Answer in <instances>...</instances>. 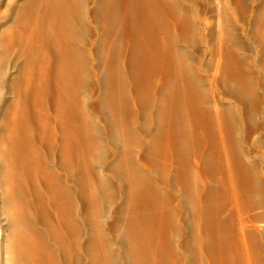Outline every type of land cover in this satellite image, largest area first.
<instances>
[{"label": "bare ground", "instance_id": "obj_1", "mask_svg": "<svg viewBox=\"0 0 264 264\" xmlns=\"http://www.w3.org/2000/svg\"><path fill=\"white\" fill-rule=\"evenodd\" d=\"M201 1L200 5L199 0H2L3 6L0 8V204L3 202L4 206L2 205L3 211H0L7 217L4 222L8 224L10 234L6 245L0 230V264L180 263L181 260L178 261L175 257V250H168L169 242L165 229L168 228L166 225L168 224L166 223L168 221L166 214L168 206L166 207V203L162 199L165 197L163 191L167 190V187H164L166 184L160 183L153 175L149 180V175L145 173L147 179L144 171L142 172L137 166L136 157H133L136 154L130 155V151L127 155L122 153L127 150L124 149L126 145L122 146L124 150L122 151L117 146L115 135L117 132L123 131L119 133L120 135L118 134L120 137L123 136V140L127 138L124 137L126 131H134L132 130L133 126L129 123V116H123V111L128 112L130 105H133L131 101L130 105L128 103V100L132 99L127 89L132 85L134 79V83H139L135 87H140V90L138 89L136 92H139L140 96V93L148 94L147 96L151 97L145 95L147 101L149 99L148 103L152 104L154 100L157 104L156 109L159 110V113L155 112L160 115L156 116L155 113L154 115L158 119L161 116L160 121L158 119L156 121L161 124V137H163L162 135L165 137L162 139L165 140L164 147L167 157L164 150L163 158H167H164L166 160L164 169L167 174L170 173V167L174 161L172 159H175L176 156L178 159V156L182 155L186 148L185 146H183L185 149L179 148L187 141L197 143L195 148L198 152H194L199 153L200 159L204 157L203 160L206 161L205 154L208 153L206 139L209 137H205L203 130L209 131L210 126H204L208 120L214 121L217 129L214 125L213 128L216 131L211 127L207 133L214 130L219 134L218 147L213 145L217 143L215 141L214 143H212L213 141L209 142V144L212 143L211 145L218 148V151L216 150L220 153L218 156L223 158L228 172L233 171L230 169L232 152L228 144L232 140L228 141L230 134L227 132L229 130L225 124L229 121L225 122L224 120V115L228 114L225 112H228V109L232 110V104L230 101H223L222 96L225 94L222 91V84H226L228 81L227 71L237 72L234 73L238 77L239 83L236 80L237 84H240L238 87L244 84L241 85L242 81H247L243 64L245 61L242 62L238 54L240 46H242L241 40H239L241 38L234 33L233 20L230 19L229 4L231 0ZM202 5L203 12L201 11ZM251 12L258 15L260 20L259 27L261 29L259 32L260 38L263 39L261 45H263L264 4L260 8H253ZM255 23L257 24V22ZM87 24L90 25L88 27L95 35V40L89 49H82L80 33ZM249 27L250 22L243 23L241 33L248 32ZM190 37L199 42L200 51L196 52L198 63L195 60V53H193L195 48L185 41V38L189 39ZM195 40L193 42H196ZM121 52L125 56L124 62L127 65H125V70L127 67L130 68L132 81L126 71L119 66L121 62L118 57L121 60ZM210 52L213 55L214 65L208 69L202 65L201 61ZM257 67H259L260 73L264 74V61ZM89 77L95 80L99 88V96L107 99L105 104L103 103L105 106L100 103L103 98L96 101L99 102L98 105L93 106V104H89L87 96L82 95V85ZM247 78L249 79V77ZM202 83L208 85V89L214 97L213 102L207 106L205 102L207 100H202L207 96L204 95ZM247 83L249 84V81ZM248 84H246V88H248ZM249 86L251 85L249 84ZM142 90L144 93L141 92ZM250 91H253L251 87ZM134 95L137 99L140 97L137 94ZM119 106L121 107L119 108ZM145 106L148 107V105ZM106 107L113 109L110 110L112 114H107ZM109 109L107 110L109 111ZM243 111V105H236L234 108L235 120L241 121ZM134 115L136 116V114ZM99 116H104L101 119L103 120V129L108 138H112L117 145H114L111 152L107 151L112 153L110 164L108 161L103 168L100 166L101 168L96 169L95 165L103 158V152L107 148L106 143L108 142V138L105 140L100 133L102 126L98 123ZM148 118L150 120V116ZM206 127L208 129H205ZM200 128H204L203 132L198 130ZM229 129L233 130V128ZM133 137L136 138V136ZM154 140H150L149 144H153L156 141ZM211 140L209 138V141ZM163 149L162 147L161 150ZM209 151L211 152V150ZM180 152L181 154H179ZM210 152V155H215L214 151ZM122 154L124 157L130 156L129 166L126 165L125 159V163H123V159L121 160ZM132 157L135 163L131 160ZM145 157L143 156V158ZM190 157L188 156V158ZM147 159L144 164L149 161V158ZM197 159L199 160V158ZM164 160L162 159V162ZM217 160L220 162L222 159ZM150 162H148L149 166L152 164ZM181 162L185 164L183 161ZM181 162H178L180 164L174 168L181 167L183 169L185 166H189L187 163V165H183L184 167L179 166ZM221 162L220 165L223 164ZM122 168H126L124 169L126 170L125 174ZM154 168L156 170V167ZM59 169L63 174L59 172ZM241 169L244 173H250L245 166ZM152 172L154 171L152 170ZM69 173L71 174L70 179L74 174L72 181L78 184V192L82 193L81 195L85 199V201L82 200V203H88L92 207H98L100 197L104 196L103 193L115 185V191L122 202V209L129 211L128 225L132 236V242L129 240L132 244L130 248H127L126 241L121 239L117 244L119 252L115 256L111 253L106 238L99 230L90 240L82 239L85 236V231L79 224L81 215L75 209L76 194L72 190L74 188L69 186ZM122 173L123 176H121ZM188 173L191 175L192 172ZM195 174L197 175V173ZM182 175L187 176V173ZM190 175L187 176L188 181L192 178ZM211 178L209 177L207 180ZM229 180L231 196L238 207H241V203L238 204L239 191L237 188L239 187L236 186L233 177ZM196 185L199 187L198 184ZM172 189L175 188L172 187ZM203 195L204 199L207 195L206 193ZM80 197L82 198L79 195ZM218 199L220 200V198ZM166 200L168 201V199ZM204 203L202 200H198L196 217L200 222L205 217V207L207 206H204ZM178 208L180 211L184 210L181 200L178 202ZM219 209L221 210V208ZM40 210L44 211L45 216H43L48 221L47 232L49 233L46 236L41 233L34 222L39 216ZM52 212L56 213V222L55 220L54 222L50 221ZM213 214H211L213 215L212 220L210 217L205 219L211 220L217 230V233H214L216 234V244L213 247L218 249L212 251L216 260L215 262L213 259L211 261L213 264H231L232 259L228 257L230 254L228 253V255L226 249L222 248L225 247L226 242L229 243V237L226 234V244L222 247L220 244L222 243L221 236L223 237L221 231L231 232L233 226L230 224L232 223L230 221V224L225 223L232 226L231 228L223 226L218 217L219 214ZM242 220H240V228H238L242 246H236L233 241L235 247L233 251L231 250L232 244H230L231 246L226 245L230 246L232 254L234 253L232 256L236 257L235 260L244 257L243 251L247 248L245 243L248 238L245 226L247 221L243 220V222ZM234 221L236 222V220ZM4 222L2 221V224ZM199 228L201 229V225ZM4 229L6 228L4 227ZM94 229L96 230V228ZM211 230L213 229L211 228ZM51 237L56 241L51 242ZM6 238L4 239L6 240ZM235 238L239 244V238L233 237V239ZM211 243L214 244L212 241ZM198 249L200 250L199 247ZM246 251L250 252L248 248ZM249 257L251 256L244 258L246 264H259ZM210 264L212 263L210 262Z\"/></svg>", "mask_w": 264, "mask_h": 264}, {"label": "rangeland", "instance_id": "obj_2", "mask_svg": "<svg viewBox=\"0 0 264 264\" xmlns=\"http://www.w3.org/2000/svg\"><path fill=\"white\" fill-rule=\"evenodd\" d=\"M232 1H234V2H232ZM199 3L201 5L202 1L199 0ZM263 4H264V0H260L258 2H257V0H231V3L229 4V6H230V19H231V21L233 20L232 25H234L233 30H234V33L238 34L237 36H239V38H241L239 40L242 41V42L240 41V43L243 46V48H242V46H240L241 47L240 53H238L239 58L241 59L242 62L245 61V63H243L245 66L247 65V67L244 66V68H245L244 70L246 71L245 72V75H246L245 78L247 79V81H249V84L251 85V86H249L247 81H242V83L241 82L240 83H241V85L244 83L245 84V85L243 84L244 87H243V85L241 87H238L240 84H237L238 77H237V75H235V73H237L235 71H234L235 73L233 72L234 74L231 73L230 71H227L228 73H226V74H227V77H229L228 81L226 84H222V91H223V94H225L222 96L224 98L223 101H230L232 104V110L228 109V112L227 111L225 112V114H227V113L228 114L224 115L225 122L229 121L228 123L227 122L225 123L226 126L228 127L227 129L229 130L227 132L230 134L228 136L229 137L228 141L230 142L232 140L230 143H228L230 150L232 152V154L230 152V154L232 156V159H231L232 164L230 163V166H231L230 169L233 170L231 172H228L229 170H228L227 165L225 164V162H223L224 161L223 158L219 157L220 153L217 152L218 148H216V147H218L219 134H217V132L216 133L214 132V130L216 131V129H217V125L214 121H209V120H208V123H206L204 126H208V127L210 126V128H209V131H210L211 127H212V129H214L213 127H214V125H216L215 126L216 129H214L212 131L213 133L212 132L207 133L209 131L203 130L204 128L198 129V130H200V132L204 131L203 133L205 134V137L208 136L210 138V140L212 139L211 141H209V138L207 137L208 139H206V142H207L208 146L211 145L212 143H214V141L217 142V143L213 144V145H217L216 147L213 145H211L210 147L207 146L206 150H208L207 151L208 153L205 154V156H206L205 160L206 161L203 160L204 157H203V159H200V157L198 156L199 153L196 154V152H194V151H197L195 148L196 147L195 145H197V143H195V141H187V143L183 144L182 147L179 148L181 150L185 149V148L187 149V150L185 149V151H183L182 155L178 156V159L179 160L181 159V160L179 161L177 159V156L175 157V159L173 158L172 159V160H174L173 164L170 163L171 164L170 173L167 174L165 172L164 163L166 160H164V158L167 159L166 158L167 153H166V150L164 147L165 146V144H164L165 140L162 139L165 137H164V135H162L163 137H161V134H162L161 133L162 132L161 124L158 123L160 121L159 119L161 116L158 119L157 117L155 118V115H154V113L156 114V116L160 115V114H157V112H155V111H158V113H159V110L156 109L157 104L154 100L152 101L151 99H150V101H152V104H150L151 102L148 103L149 99H148V101L146 99L147 97H149V96H147L148 94L142 95V93H140L141 94V96H140L139 92H136V91H138V89L140 90L139 86H138L139 88L137 86H136L137 88L135 87V85H137V84L139 85V83L138 82H135L136 84L134 83V79L131 75L130 68L127 67L125 70L126 64L124 62V60H125L124 59L125 56H123L124 53L121 52V54H120L121 60L118 57L119 62H121V63H119V66L121 67V69L126 71L128 76L131 77V81L133 79L132 85L129 87V89H127V92L130 95V98L132 99V100H128V103L131 101V103L133 105L131 106L129 103L131 109L129 107L128 112L123 111V116H127V117L129 116V123H131V125L133 126L132 130H134V131L129 130V131H126L127 133L124 132L125 133L124 137L126 136L127 138H124L123 140H122L123 134L121 133L122 137L119 136L120 135L119 133L123 132V131L117 132V135H115V140L118 143V145H117L114 143L112 138H108V136L106 135V133L103 129L104 125H103V120H101V119L104 118V116H99L100 119H98V123L100 124V126H102V127H100V131H101L100 133H102V137H104L105 140H107V138H108V142L106 143V147H107L106 149L107 150L105 149V151L103 152V158L100 159V161L98 163H96L95 168L96 169L101 168L100 166H102V168H103L105 166V163H107L108 161H109L108 164H110V162L112 160V155H111L112 153H109V152L112 151L114 145L119 146L122 149V151H124L122 146L126 145L124 147V149H127V150L122 152V153H125V155H127L128 151H130L131 152L130 155L136 154L135 156L133 155V157H136L135 161L138 164L137 166H139V168L142 170V172L144 171L143 172L144 174L146 173L149 175V180L151 178V175H153L154 178L157 179L160 183L166 184V186H164V187H167V190L163 191L164 192L163 195L165 197H163L162 199L165 201L166 207L168 206L166 208L168 211V213L166 211V214L168 216L167 217L168 219L166 218L168 220V221H166V223H168V224H166V225L168 228H165L166 229V235L168 237V242H169L168 243V250H170V249H171V251L175 250L176 259L178 261L181 260V261H179L180 262L179 264H200V263L203 264V262H205L204 264H210V262L213 264V262L211 261L212 259L215 262L216 256L214 253H212V251L216 249L213 246L216 244V240H215L216 234H214V233H217V230L215 229V227L213 226V223L211 222L212 216L214 215L213 213H215L216 215H218V214L220 215V216L218 215V217H219L221 223H223V226L226 225L228 227L229 226L228 223L229 224H230V222L232 223L230 225H232L233 227L229 226V228L232 227L231 232H233V233H231L229 231H225V230L221 231V233L223 232L222 235L224 238L221 236L222 243L220 245L222 247L226 243H227L226 245L232 244L233 247L231 245L230 246L232 248L231 250H233V251L235 249L234 243H236L235 244L236 246H240V247L242 246V239H241V236L239 234V229H238V228H240L239 222L241 219L244 220L245 218H247L244 220V221H247L245 226H246V234L248 237L247 238L248 241L246 240L245 243H246V247L248 248V250H250V252L246 251L247 250V248H246V250H244L246 253L243 251L244 257L241 256L243 259L240 258V260H239L237 258L235 260L236 257L232 256L234 253L232 254V251L230 250V246L225 245V247H222V248L226 249L227 254L229 253L231 255L230 256L228 254L229 255L228 257H231V259H232L231 264H235L236 261H237L236 264H240L241 262H242L241 264H246V261H245L246 259H244V258H247L248 256H251L249 258L251 260L253 259L252 261H254V262L257 261L259 264H264V74L260 73L259 67H257V66H259V64H263V61H264V59H263L264 58V44L261 45L263 43L262 42L263 39L260 38L261 35H260L259 31H260L261 27H259L260 20L258 18V15L255 14L256 15L255 16L254 13L251 12V10L253 8H260L263 6ZM2 6H3V2H2V0H0V8ZM201 11L203 12V5L201 7ZM234 11H235V13H234ZM249 22H250L249 31L242 34L241 28L243 27V23H249ZM255 22H257V24ZM88 26H90V25L87 24L86 26H84L82 32L80 33V39L82 38L80 41L82 49H87V48L89 49L91 47L92 43L94 42L93 40H95V35L92 33V31L90 30V27H88ZM236 31H237V33H236ZM190 38L189 39L185 38V41L192 48H195L194 49L195 52H193V53H195L194 55H195V60H196V55H197L196 52L200 51V46L198 44L199 42L193 38H191V41H192L191 42ZM194 40L196 42H193ZM196 44H198V45H196ZM242 49H243V51H242ZM259 51H261V52H259ZM252 53H253V55H252ZM260 55H262V56H260ZM256 56H258V57H256ZM206 58L202 59L201 63L205 68L211 69L214 65V62H213L214 59H212L213 55L211 54V52ZM256 58H258V59H256ZM197 63H198V61H197ZM250 65H251V69H250ZM248 67H249V69H248ZM128 69L130 71V74H129ZM246 73H249L250 75L246 74ZM230 74L233 75L232 78H230L231 77ZM247 77H249V79ZM253 78H255V79L257 78V79L255 80ZM238 83H239V81H238ZM246 84H248V88L245 87ZM260 84H261V86H260ZM250 87L252 88L253 91H250ZM202 88L204 90V95L205 96L207 95L206 97L204 96L205 98H203L202 100H207V101H205L207 104L204 102L207 106L213 102L214 97L210 93L207 84L202 83ZM247 89H249V90H247ZM224 90H226L228 92L226 93V91L224 92ZM98 92H99V88H98L95 80L91 77L87 78L82 85L81 93L85 97L87 96L86 98L88 99L89 104L91 103V105L93 104V106H96V104L98 105V103H99L96 101H99V99L101 100V98L106 99L105 97H102V96L100 97ZM141 92L144 93L143 90ZM134 94H137V96H140V97H138V99H137L136 95H134ZM145 95L147 97H145ZM149 98H151V97H149ZM103 99L100 102L102 104L107 101V99L106 100H103ZM239 100H241L242 102H240ZM244 103H246V104H244ZM205 104H203V105H205ZM145 105H148V107ZM236 105H243L244 111H243L241 121L235 120L236 117L234 114V108L236 107ZM120 107L121 106H119V108ZM132 108H133V111H132ZM148 108H150L151 110ZM107 109H109V108L106 107L107 114H112V113H110V110H113V109L110 108L109 111ZM144 110H146L148 113ZM132 112H134V113H132ZM149 113H150V115H149ZM134 114H136V116ZM147 114H148V116H147ZM244 114H246V115H244ZM149 116H150V120L148 118ZM156 119H158L159 121L157 122ZM134 122H136V123H134ZM208 127H206L205 129H208ZM229 128H233V130L230 131ZM136 132H137V134L135 135ZM153 132L155 134H152ZM227 132H226V134H227ZM231 133H233V134L231 135ZM126 134H128V135H126ZM131 135L136 136L137 139L133 136L131 137ZM139 139L141 142L139 141ZM137 140H138V142H137ZM150 140L151 141L154 140L155 142H157V143H155L153 141L157 146L154 143L153 144L151 143L152 145L149 144L151 142ZM143 141L144 142L146 141V144H144ZM189 142H191V143H189ZM209 142H212V143L209 144ZM234 143H235V145H234ZM150 145L154 149H152ZM153 145H155V146H153ZM183 146H185V148ZM162 147L164 148L163 150H161ZM159 148H161V149H159ZM46 150H47V148H46ZM145 150H147V151H145ZM154 150H156V151H154ZM164 150H165V154H166L165 156L166 157L163 158V156H164L163 151ZM188 150H189V152H187ZM191 150H193V151L191 152ZM209 150H211V152L214 151L213 153H215L216 156L214 154L210 155ZM107 151H109V152H107ZM181 152L179 154H181ZM184 152H187V153H184ZM147 153H148V155H147ZM156 153H157V155H156ZM160 153L163 155H161ZM218 154H219V156H218ZM106 155H107V157H106ZM145 155H147V156L145 157ZM176 155H178V154H176ZM186 155L191 156V157L188 158V156L186 157ZM195 155H197L196 159H195ZM143 156L145 158H143ZM129 157L130 156L124 157V155H123L121 158V160L123 159L122 160L123 163L126 162L127 166H129V164L131 162ZM133 157L131 160H133ZM147 158H149V161H147V164L146 163L144 164V161L148 160ZM197 158H199V160ZM124 159H125V162H124ZM156 159H158V160H156ZM162 159L164 160V162H162ZM168 159H169V161H171V159L169 157H168ZM217 159H222V160H220V162L222 161L224 165L223 164L220 165V162ZM150 160H151V162H150ZM114 161H116V160H114ZM135 161L133 160L134 163H135ZM181 161H183V163H185V164L187 163L189 166L186 167L185 164H182ZM148 162H150V164L151 163L152 164L149 166ZM178 162H181V165H179V166L184 165L185 167L183 166L184 167L183 169L181 167H178L177 169H175L177 167V164H180ZM190 163H191V165H190ZM175 164H176V166H175ZM152 165H153V168H151ZM221 166H223V167H221ZM244 166L247 169H249L248 171H250V173L249 172L244 173L243 171H241L242 170L241 168ZM124 167H126V166H124ZM154 167H156V170H154L155 169ZM157 168H159V169H157ZM160 168H163V169H160ZM122 169H123V173L124 172L126 173V170H124L126 168H122ZM173 169H174V171H173ZM152 170L154 172H152ZM59 172L61 174H63V172L60 169H59ZM188 172H192L191 175ZM120 173H121V171H120ZM123 173L121 174V176H123ZM184 173H187V176L190 175V178L192 176L191 179H193V180L189 179V181H188L187 180L188 177L182 175ZM195 173H197V175ZM230 173H232V174H230ZM233 173H234V175H233ZM146 174H145V176L148 179ZM247 174H249V175H247ZM164 175H165V178H164ZM180 176H184V177H180ZM69 177H71V174L68 176V178ZM73 177H74V174H72L71 179L69 178L70 182H68V183H69L70 187L74 188V189H72V188H70V189H72L74 191V194H76V208L75 209H76V211H79L78 214L81 215L79 224H80L81 228L85 231V233H84L85 236H83L82 239L84 241L90 240V238L96 234V231L99 230L102 232V234L106 238L108 245H109V248L111 250V253L114 254L115 256L119 252L117 249L118 248L117 244H119L121 239H124V241H126L125 243L127 244L126 245L127 248H130L132 246V244H131L132 236L130 235V229H129V225H128L129 224L128 223L129 222V215H128L129 211L127 209H122V202L119 200V196L117 195V192L115 191V188H116L115 185L113 188H111L109 191H107L109 193H107V192L103 193L104 196L100 197V200H99L100 203H98V205H97L98 207H96V206L92 207V205H90L88 203H85V204L82 203V200L85 201V199H84L83 195H81L82 193L78 192L79 186L77 187L78 184L77 183L75 184V182L72 181V180H74ZM209 177L210 178L212 177V178L207 180V178H209ZM231 177H233V179L236 181V186L239 187V188H237L239 191V202H238V204L241 203V205H240L241 207H238V205L234 202V200L231 196V187H229L230 186V180L229 179ZM160 180H162V181H160ZM207 182H209V183H207ZM199 183H202V184L200 185ZM204 183H205V185H204ZM114 184H116V183H114ZM192 184H193V186H191ZM196 184H198L199 187ZM208 184H209V187H208ZM168 186H169V188H168ZM172 187L175 189H172ZM207 188L212 189L215 192H213L212 190H208ZM185 189H188L190 191L185 190ZM113 191H115V193H113ZM78 193H80L79 195L82 196V198L81 197L79 198ZM205 193L207 195V196L206 195L205 196L208 199L206 197H204V199H203V196H204L203 194H205ZM210 194L213 196H211ZM196 195H198V196H196ZM193 196H194V198H193ZM218 198H220V200ZM166 199H168V201ZM209 199H212L214 201L209 200ZM180 200H181V202H183V206H184L183 211H180L178 208V202ZM198 200H202L203 203L205 200V203L207 202V204L209 205L208 206L207 204L204 203V206H207V207H205L206 208L205 209V217L202 220V222L197 220V217H196L197 216L196 210H197ZM2 205L4 206L3 202L0 204V206L2 207ZM1 207H0V210L3 211V207L2 208ZM193 207H195V208L193 209ZM219 208H221V210H223V211H221ZM177 210H178V212H177ZM170 212H172L173 214H171ZM237 212H239V213L241 212V214H239V213L237 214ZM2 213H4V212H2ZM38 214H39V216H37L36 219L34 220L35 226L39 230H41V233H43L46 236L49 233V232H47L48 231L47 230L48 221L46 220V217H44L45 213L43 210H40ZM52 214H53V216H52ZM52 214H51L52 217L50 216V221L53 220L52 222H54V220H55V222H56L57 221L56 220V213L52 212ZM211 214H213V215H211ZM224 214H226V215H224ZM4 215L5 214H1V211H0L1 236L4 240V243L6 244V243H8V240H9V234H10L9 232L10 231L8 230V227H7L8 224L4 222L5 218L7 219V217ZM2 216H3V219H2ZM209 217L211 220H205V219H209ZM94 219L97 220L96 223H95L96 220H94ZM221 219H223L224 221ZM234 220H236V222ZM2 221L4 222L3 224H2ZM45 221H47V222H45ZM226 222H228V223L225 224ZM202 223H204V224H202ZM205 223L207 224V226ZM235 223H236V225H235ZM200 225H201V229L199 228ZM4 227L7 230L4 229ZM195 227H196V229H195ZM94 228H96V230ZM211 228L213 230H211ZM212 231H213V233H212ZM205 233H207V234H205ZM234 233L236 234V236ZM225 234L227 235V237H229L228 238L229 243L226 242ZM232 234H234L233 237H238L239 239L238 238L237 239L240 240L241 243H240V241H238L239 244H237V240H236V238L233 239ZM6 236H7V238H6ZM4 238H6V240ZM52 238L53 237L50 238L51 242H55L56 239H54V238L52 239ZM201 239H204V240H201ZM211 241L214 242V244L211 243ZM233 241H234V243H233ZM193 245H195V246H193ZM198 247L200 248V250L198 249ZM215 247H218V246H215ZM217 249H216V251H217ZM248 253H250L251 255H249ZM199 255H201V256H199ZM203 258H204V260H203Z\"/></svg>", "mask_w": 264, "mask_h": 264}]
</instances>
